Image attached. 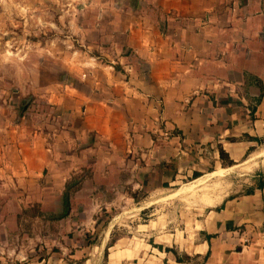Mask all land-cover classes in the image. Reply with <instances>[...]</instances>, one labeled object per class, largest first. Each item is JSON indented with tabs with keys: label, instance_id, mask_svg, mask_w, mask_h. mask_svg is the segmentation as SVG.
I'll use <instances>...</instances> for the list:
<instances>
[{
	"label": "crops",
	"instance_id": "obj_1",
	"mask_svg": "<svg viewBox=\"0 0 264 264\" xmlns=\"http://www.w3.org/2000/svg\"><path fill=\"white\" fill-rule=\"evenodd\" d=\"M88 2L99 20L94 51L46 81L50 110H35L43 123L27 116L2 129L1 180L24 187L41 211L52 202L59 212L65 184L80 170L68 216L78 194L107 207L114 197L128 200L209 166L225 169L261 150L264 0ZM220 147L231 165L222 164ZM254 179L197 212L188 235L136 222L129 255L118 245L110 257L123 240L108 245L111 220L99 242L113 248L105 264H264V178Z\"/></svg>",
	"mask_w": 264,
	"mask_h": 264
},
{
	"label": "rangeland",
	"instance_id": "obj_2",
	"mask_svg": "<svg viewBox=\"0 0 264 264\" xmlns=\"http://www.w3.org/2000/svg\"><path fill=\"white\" fill-rule=\"evenodd\" d=\"M89 5L87 0H0V135L5 127L27 122L28 117L33 124L43 123L45 116L35 112L50 110L46 81L64 76L63 63L81 65L92 54L99 20ZM261 142L259 148L264 149V136ZM254 152L225 169L209 166L196 177H182L143 194L137 190L128 200L114 197V204L107 207L90 192L78 194L68 216L65 196L63 211H53L57 204L52 202L41 211L25 200L24 187L0 179V264H37L41 257L39 264H105L113 250L107 246L117 236L123 240L110 257L118 254V245L128 246L129 255V237L137 236L136 222L147 223L156 232L176 227L188 235L197 212L229 194L245 192L254 178H264V154ZM80 174L75 172L74 182H79ZM199 176L205 178L196 181ZM140 205L147 207L142 210ZM111 220L114 226L104 248L99 242Z\"/></svg>",
	"mask_w": 264,
	"mask_h": 264
},
{
	"label": "trees",
	"instance_id": "obj_3",
	"mask_svg": "<svg viewBox=\"0 0 264 264\" xmlns=\"http://www.w3.org/2000/svg\"><path fill=\"white\" fill-rule=\"evenodd\" d=\"M255 139L258 140V141L260 140V138H258V137H255ZM219 156H220V159H221V162H222L223 165H226V164L231 165L233 163V161L231 159H229L227 153L225 152V150L222 147L219 148ZM199 174L200 173L198 171H195L193 173V177H196ZM73 178L71 179L72 181L68 180L66 182V184H65V190L63 192V196H65V198H64L65 202H67V200H68V196H69L70 191L74 190L79 185L78 180H76L77 182L76 181L74 182ZM258 184L259 185H263L264 184V180H260Z\"/></svg>",
	"mask_w": 264,
	"mask_h": 264
},
{
	"label": "bare ground",
	"instance_id": "obj_4",
	"mask_svg": "<svg viewBox=\"0 0 264 264\" xmlns=\"http://www.w3.org/2000/svg\"><path fill=\"white\" fill-rule=\"evenodd\" d=\"M254 153H255V152H254ZM252 154H253V153H252ZM262 154H264V149L257 150L256 153H255V155H262ZM255 155H254V158H255ZM252 157H253V155H252ZM249 158H251V157H249ZM258 158H259V157H258ZM252 164H254V163H252ZM253 166H254V165H253ZM249 167H250V166H249ZM218 172H219V171H218ZM215 173H216V172H215ZM219 173H220V172H219ZM212 174H214V173H212ZM210 176H211V175H210ZM202 178H203V177H200V178H198L196 181L203 180L205 177H204L203 179H202ZM198 183H199V182H198ZM191 184H193V183H191ZM191 186H192V185H191ZM188 187H190V186H188ZM188 187L186 186V188H188ZM201 187H202V186H201ZM186 188H185V189H186ZM192 189H193V188H192ZM192 189H191V190H192ZM193 192H194V191H193ZM192 194H193V193H192ZM192 194H191V195H192ZM206 203H207V202H206ZM103 244H104V243H103Z\"/></svg>",
	"mask_w": 264,
	"mask_h": 264
},
{
	"label": "built area",
	"instance_id": "obj_5",
	"mask_svg": "<svg viewBox=\"0 0 264 264\" xmlns=\"http://www.w3.org/2000/svg\"><path fill=\"white\" fill-rule=\"evenodd\" d=\"M262 228H263V240H264V219H263V221H262Z\"/></svg>",
	"mask_w": 264,
	"mask_h": 264
}]
</instances>
